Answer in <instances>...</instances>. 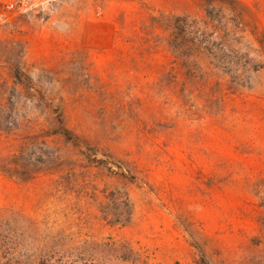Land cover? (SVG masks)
<instances>
[{
  "label": "rangeland",
  "instance_id": "1",
  "mask_svg": "<svg viewBox=\"0 0 264 264\" xmlns=\"http://www.w3.org/2000/svg\"><path fill=\"white\" fill-rule=\"evenodd\" d=\"M238 1L247 10L59 0L0 26V91L12 87L2 60L13 59L63 99L78 139L48 136L42 108L17 87L20 129L0 133V158L45 141L73 162L23 183L0 173V212L27 230L31 253L49 264H264V0ZM171 15L205 33L198 90L171 70L161 27ZM124 192L131 221L111 226L105 206ZM123 244L137 262L118 260Z\"/></svg>",
  "mask_w": 264,
  "mask_h": 264
},
{
  "label": "trees",
  "instance_id": "2",
  "mask_svg": "<svg viewBox=\"0 0 264 264\" xmlns=\"http://www.w3.org/2000/svg\"><path fill=\"white\" fill-rule=\"evenodd\" d=\"M202 4L214 6L223 5L229 8H247L238 0H199ZM161 27L168 32L166 45L173 59L171 70L182 76V85L191 87V90H198L204 85L207 76L202 70L201 59L198 55L208 50L204 32L196 27V20L188 15H171L161 21ZM4 72L12 81V87L7 92L0 91V133L5 137L15 136L20 129L19 111H15L14 96L17 87V96L22 91L30 93L33 100L42 108L50 132L48 136L59 137L65 143L78 146V139L67 126L65 110L61 97H55L46 92L43 86L26 74L17 61L13 59L2 60ZM212 64V63H211ZM233 63H230L232 65ZM13 112L15 114H13ZM42 145L45 141L41 142ZM41 143L32 145L17 144L15 153L0 158V173L2 176L23 183L33 179L36 175L57 171L73 162L61 157H53L41 148ZM111 195V194H110ZM122 198L118 199L119 204L107 203L105 208L110 209V217L106 216L108 224L111 226H127L131 221L132 206L129 203L127 194L124 192ZM109 197V196H108ZM104 213V211H102ZM16 218L4 217L0 212V264H49L48 253L39 250L32 252V242L27 230H21L16 226ZM112 246V244L110 245ZM109 246V247H110ZM43 248V247H42ZM121 255H117L118 260L135 263L139 259L135 252L127 245H122ZM132 256H134L132 258Z\"/></svg>",
  "mask_w": 264,
  "mask_h": 264
},
{
  "label": "built area",
  "instance_id": "3",
  "mask_svg": "<svg viewBox=\"0 0 264 264\" xmlns=\"http://www.w3.org/2000/svg\"><path fill=\"white\" fill-rule=\"evenodd\" d=\"M59 0H0V26L15 14L40 13Z\"/></svg>",
  "mask_w": 264,
  "mask_h": 264
}]
</instances>
